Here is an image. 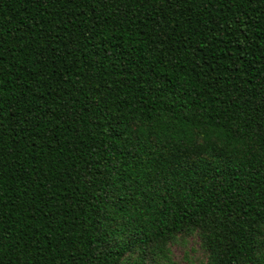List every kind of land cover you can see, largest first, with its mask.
<instances>
[{
  "label": "trees",
  "instance_id": "16d2710c",
  "mask_svg": "<svg viewBox=\"0 0 264 264\" xmlns=\"http://www.w3.org/2000/svg\"><path fill=\"white\" fill-rule=\"evenodd\" d=\"M192 234L264 264V0H0V264Z\"/></svg>",
  "mask_w": 264,
  "mask_h": 264
},
{
  "label": "rangeland",
  "instance_id": "374dc122",
  "mask_svg": "<svg viewBox=\"0 0 264 264\" xmlns=\"http://www.w3.org/2000/svg\"><path fill=\"white\" fill-rule=\"evenodd\" d=\"M168 250L166 256L159 253L154 260L150 257L146 264H205L208 259L207 251L197 234L180 236L169 244Z\"/></svg>",
  "mask_w": 264,
  "mask_h": 264
},
{
  "label": "snow or ice",
  "instance_id": "6c2138e0",
  "mask_svg": "<svg viewBox=\"0 0 264 264\" xmlns=\"http://www.w3.org/2000/svg\"><path fill=\"white\" fill-rule=\"evenodd\" d=\"M212 134L216 135L217 137H220L221 139H223L224 136H225V133H224L222 128H220V129L213 128L212 129Z\"/></svg>",
  "mask_w": 264,
  "mask_h": 264
},
{
  "label": "clouds",
  "instance_id": "9594fccd",
  "mask_svg": "<svg viewBox=\"0 0 264 264\" xmlns=\"http://www.w3.org/2000/svg\"><path fill=\"white\" fill-rule=\"evenodd\" d=\"M218 138H220V137H218ZM223 139L225 140V142H227V138L226 137H224ZM237 143L238 142L233 141V147H235Z\"/></svg>",
  "mask_w": 264,
  "mask_h": 264
}]
</instances>
